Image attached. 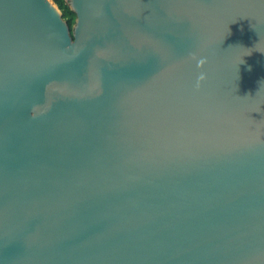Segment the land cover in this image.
Here are the masks:
<instances>
[{
	"label": "water",
	"instance_id": "water-1",
	"mask_svg": "<svg viewBox=\"0 0 264 264\" xmlns=\"http://www.w3.org/2000/svg\"><path fill=\"white\" fill-rule=\"evenodd\" d=\"M67 3L0 0V264H264V0Z\"/></svg>",
	"mask_w": 264,
	"mask_h": 264
},
{
	"label": "trees",
	"instance_id": "trees-1",
	"mask_svg": "<svg viewBox=\"0 0 264 264\" xmlns=\"http://www.w3.org/2000/svg\"><path fill=\"white\" fill-rule=\"evenodd\" d=\"M63 14V18L68 22L71 29L75 25L76 22V14L71 10L67 0H53Z\"/></svg>",
	"mask_w": 264,
	"mask_h": 264
},
{
	"label": "clouds",
	"instance_id": "clouds-1",
	"mask_svg": "<svg viewBox=\"0 0 264 264\" xmlns=\"http://www.w3.org/2000/svg\"><path fill=\"white\" fill-rule=\"evenodd\" d=\"M264 53V52H261ZM207 63L206 58H200L197 60V67L198 68H203V66ZM207 79V75L203 72H201L197 78V88H199L202 84Z\"/></svg>",
	"mask_w": 264,
	"mask_h": 264
}]
</instances>
